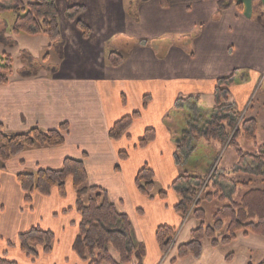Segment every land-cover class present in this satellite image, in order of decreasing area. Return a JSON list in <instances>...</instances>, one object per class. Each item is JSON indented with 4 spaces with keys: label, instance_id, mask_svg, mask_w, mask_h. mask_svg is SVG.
<instances>
[{
    "label": "crops",
    "instance_id": "0c3cea01",
    "mask_svg": "<svg viewBox=\"0 0 264 264\" xmlns=\"http://www.w3.org/2000/svg\"><path fill=\"white\" fill-rule=\"evenodd\" d=\"M105 1L107 11L117 15L114 27L107 25L104 14H95L91 23L85 19L88 9L95 10L103 0H59V10L64 7L60 25L65 47L57 71L30 77L15 71L8 84H0V125L7 133L69 126L64 145L26 149L0 167V257L6 254L18 264H65L72 258L82 263L73 251L80 215L72 182L68 181L64 198L54 188L49 196L35 192L28 204L17 181L19 173L60 169L72 158L84 161L88 185L105 190L129 217L136 241L146 248L144 264H257L252 253L256 245H264V239L253 235H240L226 247L206 244L199 258L188 256L174 263L171 250L163 252L156 240L160 226L178 230L184 220L175 211L178 196L170 190L182 173L183 160H177L174 128L164 122L172 123L170 114L180 97H197L202 108L214 107L218 81L234 73L242 77L238 82L234 78L230 101L243 95L248 102L253 88L245 93L249 86L245 74L258 78L264 72V28L253 19L254 0H237L243 11L233 6L221 14L219 0H171L169 8L159 0ZM82 3L87 9L80 19L91 29L88 38L65 14L70 6ZM121 35L136 41L128 52L115 42ZM163 49L164 56H158ZM111 52L124 59L118 67L109 64ZM133 112L141 116L127 136L112 140L113 125ZM175 124L182 130V124ZM147 129L155 130V140L140 148L138 142ZM121 152H127L126 160H121ZM145 165L154 171L155 189L160 185V193L167 191L166 199H160L159 193L150 199L139 192L136 178ZM195 224L189 221L180 230L181 244L190 240ZM35 227L55 235L52 252L44 254L37 247L36 261L19 243V236ZM228 252L234 254L229 261ZM172 253L176 256L177 248Z\"/></svg>",
    "mask_w": 264,
    "mask_h": 264
},
{
    "label": "trees",
    "instance_id": "16d2710c",
    "mask_svg": "<svg viewBox=\"0 0 264 264\" xmlns=\"http://www.w3.org/2000/svg\"><path fill=\"white\" fill-rule=\"evenodd\" d=\"M59 0H0V15L5 12H13L16 16L12 26L14 35L26 34L29 36L44 35L50 41L58 59L64 57L65 42L62 38L60 25ZM137 3H146L152 0H136ZM163 8L171 6V0H159ZM236 6L243 11V5L237 0H219L218 13H223ZM254 16L256 23L264 28V9L261 0H254ZM86 10L81 4H74L66 10V17L75 22L81 29L83 36L88 38L91 29L80 19V15ZM7 25L0 30V44L6 47H15L16 41L6 37ZM25 65L17 72L21 77H30L49 70L52 73L57 67L40 65L26 50H23ZM49 55L44 57L47 63ZM109 64L118 67L124 61L117 52H111L108 56ZM41 71H40V70ZM14 61L7 53L0 54V84H8L13 75ZM235 73L222 78L214 94L215 106L205 115L206 121L199 127V119L203 118L200 110L192 120L190 127L181 133L182 136L176 142L177 150L193 151L195 146L192 140H205L219 142L222 145L228 143V147L235 149L239 156L240 172L255 177H264V144L253 154L244 153L238 145V139L242 136L248 140H256L258 121L255 118L245 119L235 109L234 102L230 101V87L234 84ZM180 97L175 109L191 111L201 106L195 97L188 99ZM149 99H144L143 109L148 106ZM140 112H133L117 121L109 132L114 141L126 137L133 122L140 118ZM69 126L63 124L59 129L42 131L34 128L26 133L10 134L0 125V162L6 164L26 149L35 147H59L65 144ZM182 131V130H181ZM154 129L145 131L144 137L138 142V147L144 148L155 140ZM192 153V152H191ZM121 160L127 159V152L120 153ZM180 157H177L179 161ZM181 160V159H180ZM251 161L248 163L247 161ZM181 165V164H180ZM220 183H215V192L205 195L208 202H220L221 206L212 215L208 223L206 210L203 208L202 199L198 198L205 178L194 176L182 169L181 175L172 184L170 190L180 195L181 200L175 207L183 219L192 216L197 222V227L192 230L189 241L177 248V255L173 263L179 259L193 256L199 258L206 243L212 248L226 247L234 243L240 235H253L264 239V189L251 188L252 181H238L225 178L220 174ZM214 177V176H213ZM212 177V178H213ZM207 182V187L211 183ZM233 188L243 186L245 194L239 201L235 200V192L226 194L223 182ZM17 181L25 193V202L32 203L33 194L39 193L49 196L54 188H57L61 197L66 195V185L72 182L76 194V210L80 215L78 235L73 244V251L81 262L86 264H144L146 248L144 244L136 241L133 225L129 217L122 213L108 197V193L100 187L88 185V174L84 161L68 158L60 169H39L34 173L22 172L17 175ZM136 186L139 192L147 198L154 199L153 192L156 187L154 171L145 165L137 175ZM209 188V187H208ZM167 191L159 193L160 199H166ZM177 234L175 228L160 226L156 231V240L163 252L167 253L172 247L174 237ZM21 250L33 260L39 257L37 247H41L44 254H50L55 243V235L52 231L43 230L40 227L22 233L19 236ZM112 252L118 255L119 260L114 259ZM233 253L227 255V260L233 258ZM0 264H18L8 258L0 257ZM253 264V263H249ZM257 264H264V259Z\"/></svg>",
    "mask_w": 264,
    "mask_h": 264
},
{
    "label": "rangeland",
    "instance_id": "374dc122",
    "mask_svg": "<svg viewBox=\"0 0 264 264\" xmlns=\"http://www.w3.org/2000/svg\"><path fill=\"white\" fill-rule=\"evenodd\" d=\"M87 1L89 2L91 0H87ZM124 2H125V0H124ZM99 3H100V1H99ZM91 4L93 6H97V3L91 2ZM81 6L86 7V5L83 3L81 4ZM253 6H254V4L252 3V7ZM63 8L60 9L62 14L64 13ZM86 9H87V7H86ZM107 9H108V2L105 1V3H104V0H103L102 5L99 7L97 6V8L95 10H93L95 13L88 9L87 17L85 16V19H87L88 22L91 23V22H93L94 17H96L95 14H98V15L104 14V17L107 16L105 18L107 25L114 27L113 25H115L117 22L116 21L117 15L112 14L111 11H107ZM263 9H264V5H263ZM85 13H86V10H85ZM15 19H16V16L13 12H5V13L0 15V28H4V24H6L8 28H6L5 36L6 37L8 36L9 38H12L13 40L16 41L15 47H12V48L6 47V46L1 47L0 54L7 53L12 57V59L14 61V70L17 72L19 69H21L25 65L24 60H23V56H22L23 50L28 51L35 58L36 62L40 65V69L44 65H52V67H56L57 65H59L60 60L58 59L54 49L50 48V41L48 40L47 37H45L44 35L29 36L26 34H20V35L16 36L13 34L12 26L15 22ZM115 42L120 44L123 47V50H124V48H126L125 49L126 52H128V49H127L128 47H132L133 45L136 44V41H134L132 39L125 38L122 35L118 36L116 38ZM154 46H155V43H154ZM164 52H165L164 49L158 50V56H164ZM46 55H49V60L47 63L44 61V57ZM245 75H246V81H247L246 83H248V85H249L248 88L246 89L245 93H247V90H249V89L251 90L253 88L251 96H250L247 103H246L245 97L243 95H238L236 97L238 99V101H236L234 99L233 100H234V105H235L236 111L241 113L245 119L246 118L247 119L255 118L258 121V132L256 135V140H254V141L248 140L244 136H242L238 139L239 148L244 153L253 154L260 148V146H262L264 144V72H262V74L260 76H258V78L254 77V75H252L251 73H246ZM241 77H242L241 75L238 77L236 76L235 77L236 81L238 82V80H240ZM186 99H188V98H186ZM196 100L198 101V98ZM245 103H246V105H245ZM198 110H200V113H203V114H201V115H203V118L199 119V127H202V125L206 121L205 115L207 114V111H209L210 109H206V108H202V107H201V109L199 107L197 109H193L192 111L188 107L184 108V111H180V110L178 111L175 108L172 109V113L170 114V119H173L172 123L167 121L168 119L165 120L164 123L165 124L167 123V125L170 128L171 127L174 128L173 129L174 130L173 131L174 132L173 139L176 142L179 141V139L181 138V136H182L181 133L184 131L183 129L186 128L185 130H187L188 127H190V124L192 122V120H190V119H193L194 117H196V120L198 119V116H197ZM195 111H197V112L195 113ZM189 117H190V119H189ZM175 122L177 124H182L181 125L182 131L178 128V126L175 124ZM143 137H144V135H143ZM191 144L193 146H195L194 150L191 151L192 153L187 151V150H184V151H181L180 153L178 152V156L180 157V159L183 160L181 162V165H182L181 168L182 169L188 171L190 174H192L194 176H199L201 178H205L204 183L202 184L200 193L198 194V198H201L203 201L201 205H203V208L206 210V213H207L206 216L208 219V223H211L210 220L212 218L213 213L218 208L223 206L220 204V202L219 203L218 202H208L207 200L204 201L205 197H206L205 195H207L209 192H211V193L215 192V189H213V187H214L215 183H217V184L220 183V176H219L220 174L225 175V178L236 179L238 181L251 180L252 181L251 188L264 189V177L256 179L255 177H252L251 175L246 174L245 172H240V165H238L240 158L236 154V151L234 148L228 147V143L226 145H222L219 142H214V141L213 142H209V141L207 142L205 140H200L197 142L195 140H192L190 142V145ZM247 162L251 163L250 160ZM1 166H2V163L0 162V167ZM211 178H212V180H211V183L208 186L209 187L208 188L207 182ZM221 183H223V186H224V189L226 190L227 195L230 194L231 191L235 192L233 198L237 201H239L241 199V197L243 196V194H245V192H246V189L243 186H238V188L235 189V188H233V186H230V184L225 183V180ZM161 190H162L161 186L157 185V188L153 192V196H156L158 193H160ZM168 191H170V190H168ZM173 192H175V191H173ZM177 196H178V199L180 201L181 200L180 195L177 194ZM189 221L190 222L192 221V223L193 222L196 223L195 228L198 225L192 216H188L187 220L186 219L183 220L182 225L177 230V234L174 237L172 247L170 248L171 249V251H170L171 252V255H170L171 260H173L176 257V256H174V254L172 252H174V250L176 248H178V246L181 244L180 243L181 242V240H180L181 239L180 238L181 233L179 235H178V233L180 232V230H182L184 227H186L188 225ZM8 246L10 248H14L9 243H8ZM254 248H255L254 250H256V251L254 253H252V258L254 260L253 262L259 263L261 260L264 259V245L261 247V245L258 244ZM229 253L230 252H228V254ZM112 255H113L114 259H116L117 261L119 260L117 254L112 252ZM3 256L8 257L6 254ZM11 256H12V254H11ZM38 258H36L35 261ZM29 264H31V263H29ZM32 264H34V262ZM65 264H78V263H76V261L73 260V258H72L70 260L67 259V261L65 260ZM81 264H86V263L82 262ZM132 264H135V262Z\"/></svg>",
    "mask_w": 264,
    "mask_h": 264
}]
</instances>
